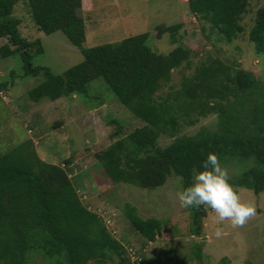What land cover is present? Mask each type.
<instances>
[{"label":"trees","instance_id":"16d2710c","mask_svg":"<svg viewBox=\"0 0 264 264\" xmlns=\"http://www.w3.org/2000/svg\"><path fill=\"white\" fill-rule=\"evenodd\" d=\"M249 0H187L190 12L209 23L225 41L241 30L240 16ZM36 29L44 34L60 31L75 46L82 59L59 74L34 65L38 40H27L11 16V1L0 0V37L12 46L6 56L17 54L23 75H42V81L27 90L32 101H50L73 92L87 93V84L101 79L116 100L142 125L96 153L97 164L111 183L141 188L160 185L169 175L182 178V188L191 185L194 170L209 152L220 161L229 158L255 160L237 185L257 194L264 189V87L247 71L231 69L217 59H206L190 76H181L179 88L168 85L170 71L188 63L189 49L176 45L166 53L153 51L148 33L122 38L117 43L82 46L84 27L77 14L80 0H24ZM170 25L159 32H174ZM254 51L264 56V5L256 8L247 31ZM163 86L169 87L162 92ZM163 93V94H162ZM232 98V100H230ZM217 113L213 131L193 136H175L164 146L161 134L177 129L191 114ZM181 182V179H180ZM192 211L193 232L200 233V214ZM123 215L147 241L160 230L156 219H141L128 204ZM49 264H85L89 259L128 264L123 248L102 220L79 200L67 172L41 160L30 141L0 153V264H30V253Z\"/></svg>","mask_w":264,"mask_h":264},{"label":"rangeland","instance_id":"374dc122","mask_svg":"<svg viewBox=\"0 0 264 264\" xmlns=\"http://www.w3.org/2000/svg\"><path fill=\"white\" fill-rule=\"evenodd\" d=\"M11 1V16L19 20L22 37L38 40L32 63L59 74L82 59L79 50L60 31L44 34L32 23L24 0ZM264 0H249L247 12L239 19L241 30L225 41L208 22L189 11L187 0H80L77 9L84 27L82 46L117 43L122 38L146 32V43L157 53L176 45L189 49L188 63L170 71L168 85L179 88L181 76H190L200 63L217 59L231 69L249 72L264 87V56L256 53L247 31L256 8ZM178 25L170 33L160 29ZM12 46L0 37V153L30 141L36 155L67 172L81 203L94 212L109 234L120 243L123 256L133 264L128 249L140 264H264V189L257 194L237 185L245 172L258 166L255 160L229 158L220 161L229 170V181L241 201L252 203L256 215L244 227L219 222L207 207H195L200 214V233L193 232L192 211L181 208L176 193L180 178L169 175L160 185L141 188L128 183H111L97 164L95 155L109 144L142 125L121 105L101 79L87 84V93L73 92L55 100L32 101L26 92L42 81V75H23L17 54L6 56ZM169 87L163 86L164 93ZM162 93V94H163ZM232 100V98H230ZM217 113L191 114L179 121L177 129L161 134L159 146L175 136H193L217 129ZM133 207L141 219H156L160 230L147 241L123 215L124 205ZM218 228L222 236L215 235ZM30 264H49L38 253H30ZM85 264H118L89 259Z\"/></svg>","mask_w":264,"mask_h":264},{"label":"clouds","instance_id":"9594fccd","mask_svg":"<svg viewBox=\"0 0 264 264\" xmlns=\"http://www.w3.org/2000/svg\"><path fill=\"white\" fill-rule=\"evenodd\" d=\"M199 171L194 170L192 183L176 193L181 208L207 207L218 217L219 222L230 221L232 227H244L256 215V207L245 203L229 182V170L222 166L217 154L209 152L201 162ZM181 179V184L182 178ZM216 230L217 238L222 236Z\"/></svg>","mask_w":264,"mask_h":264},{"label":"built area","instance_id":"2783aa9c","mask_svg":"<svg viewBox=\"0 0 264 264\" xmlns=\"http://www.w3.org/2000/svg\"><path fill=\"white\" fill-rule=\"evenodd\" d=\"M129 251H128V256L130 257V258H132V260H133V264H140V258H138L137 256H134V253L133 252H130V248L128 249Z\"/></svg>","mask_w":264,"mask_h":264}]
</instances>
